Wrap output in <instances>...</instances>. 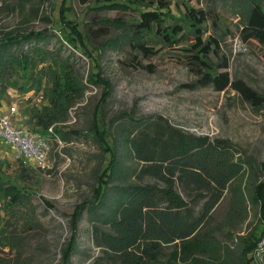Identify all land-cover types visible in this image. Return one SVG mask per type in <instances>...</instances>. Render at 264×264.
<instances>
[{"label":"trees","instance_id":"1","mask_svg":"<svg viewBox=\"0 0 264 264\" xmlns=\"http://www.w3.org/2000/svg\"><path fill=\"white\" fill-rule=\"evenodd\" d=\"M221 1L235 9L242 40L264 45V0ZM104 3L99 10L139 13L138 20L133 22L93 21L89 30L93 26L120 30L119 36L105 45L130 47L150 58L187 41L183 48L187 52L185 58L198 76L187 88L211 86L219 92L231 88L248 102L263 105L260 94L243 80H233L227 70L220 34L214 36L210 32L211 24L215 34L221 27L222 17L216 8H196L190 5L191 0ZM21 4L22 10L24 3ZM42 18L48 22V16ZM1 35L0 85L6 83L26 94L43 92L46 104L27 111L30 130L43 137L70 140V132L63 130L64 124L87 90L70 63L71 56L62 59L59 50L47 47L57 37L51 29ZM17 74L23 83H9ZM117 119L121 122L110 135L102 133L103 121L98 113L89 126V132L104 150L105 162L98 171L93 195L76 207L71 222L73 237L64 251L63 264H71L77 253L76 233L85 213L93 222L94 243L109 264H252L254 256L247 257L256 254L264 234V180L260 182L264 163L257 166L237 156L228 139L186 132L162 116ZM226 195L231 197L229 221L246 203L261 211V227L246 236H237L238 256H231L229 248L224 250L216 233L207 229ZM0 197L5 199L7 214L13 216L22 211L24 220L31 221L33 211L27 208L32 207V192L7 181L1 168ZM2 221L7 223L5 218ZM229 236L235 237L232 233ZM2 241L5 246L17 248L14 239ZM167 249L172 252L165 260ZM263 258L264 251L260 259Z\"/></svg>","mask_w":264,"mask_h":264},{"label":"rangeland","instance_id":"2","mask_svg":"<svg viewBox=\"0 0 264 264\" xmlns=\"http://www.w3.org/2000/svg\"><path fill=\"white\" fill-rule=\"evenodd\" d=\"M21 2L24 3L22 10ZM104 4V0L87 3L81 0H0V37L5 32L51 29L57 37L52 38L47 47L51 51L59 50L62 59L70 55V63L87 85L84 98L70 111L64 124L63 130L70 132V140L59 143L52 136H41L50 148L45 170L35 163L23 164L14 149L0 137L3 176L32 192V207L27 211H33L29 222L24 220L22 211L9 215L4 209L5 199L0 197V264H63L64 251L73 237L71 222L76 207L93 195L98 171L104 167V150L88 130L96 113L103 121L101 129L105 136L114 133L120 124L121 120H115L117 116L124 121L128 116H162L186 132L228 139L237 156L257 166L264 163V45L242 40L239 19L232 5L221 0H191L190 4L196 8H216L222 17L221 27L215 34L211 24L210 32L214 36L220 34L221 55L228 62L227 70L233 80H243L262 96L261 107L231 88L223 92L211 86L187 88L186 85L198 79L185 58L187 52L183 48L188 45L187 41L150 58L130 47L105 45L110 39H116L120 30L99 26L89 30L93 21L133 22L138 20L139 13L99 10ZM42 16H48V22ZM14 81L21 85L24 80L17 74L9 83ZM45 104L43 92L26 94L6 83L0 85V116L9 115L15 107L17 113L13 120L26 131L32 127L27 111ZM262 176L260 182L264 180ZM230 204L231 197L226 195L212 214L207 229L216 233L224 250L229 248L231 256H238L237 236H246L261 227V211L246 203L229 221ZM92 226L93 222L85 213L76 233L77 253L71 264H109L94 243ZM228 232L234 239H230ZM4 239L16 240L17 248L5 246ZM171 252L167 249L165 260ZM252 256V264H264V258L256 254L247 258Z\"/></svg>","mask_w":264,"mask_h":264},{"label":"built area","instance_id":"3","mask_svg":"<svg viewBox=\"0 0 264 264\" xmlns=\"http://www.w3.org/2000/svg\"><path fill=\"white\" fill-rule=\"evenodd\" d=\"M16 113L17 109L12 107L9 115L0 116V137L6 145L14 149L23 164L35 163L38 168L45 170L48 167V154L50 151L46 140L17 125L13 120ZM50 132H52V128ZM57 140L61 143L59 138ZM263 251L264 239L258 244L256 256L261 258Z\"/></svg>","mask_w":264,"mask_h":264}]
</instances>
